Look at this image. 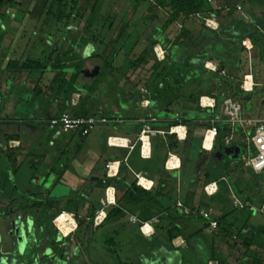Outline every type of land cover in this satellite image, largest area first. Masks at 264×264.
I'll use <instances>...</instances> for the list:
<instances>
[{"label":"crops","instance_id":"obj_1","mask_svg":"<svg viewBox=\"0 0 264 264\" xmlns=\"http://www.w3.org/2000/svg\"><path fill=\"white\" fill-rule=\"evenodd\" d=\"M98 1L68 0L66 16L71 18L59 22L54 19L58 13L54 9L55 0H6L0 8V118L3 121L0 124V222L4 226L0 228V263L38 264L37 250L32 245L27 246L26 242L45 233L53 236L54 243H61L65 234L52 226V220L58 213L74 216L76 227L69 235L71 237L80 231V225L94 224L97 215L103 213L101 218L104 222L94 225L96 229L106 225L112 228L134 227L144 247L160 237L162 248H165L161 264H264V223L256 220V214L264 216V212L253 211L249 207L241 210L234 201L236 197L259 209L264 206V188L256 183L250 189L242 173V167L251 170L242 158L246 152L244 131L238 126L223 123L227 127L226 132L217 140L213 151L191 152V145L197 144L202 149L209 128L207 121L187 122L184 115L174 113L170 108L163 112L166 115L156 117L158 122L149 123L150 116H154L152 109L156 106L154 97L146 88L149 85L143 83V77L136 76V68L135 71L133 68L125 69L137 59L131 57V53L140 45L145 33L150 37V40L144 39L148 44L145 48L153 41L166 43V47L158 43L155 54H158L156 47L163 51L172 47L167 34L173 26L165 29L168 19L163 25L155 23L160 14L169 18V9L159 5L162 0H144L146 7L141 0H114L116 6L108 9L107 5L102 14H95ZM221 1L230 5L229 12L233 11V14L226 12V16L231 21L249 18V23L253 24L230 27L227 30L229 38H225V42L235 48L233 40L238 43L245 38L253 47L250 36L255 30L264 35V24L257 19L261 16L259 5L247 6L246 2L257 0ZM93 14L97 18L100 16L101 20L103 17V21L111 20L107 30L110 32L114 31L117 16L124 18L118 20L121 34L130 32V27L138 24L137 31L141 35L133 41L135 49L129 46L132 51L125 52L122 66L117 63L120 50H126L130 42L127 39L131 35L122 46L119 42L102 40V45H97L103 52L95 53L100 49L85 34L94 30L98 32L96 24L100 19ZM200 29L205 31L201 26ZM208 29L210 32H205L209 34L222 33L219 28ZM131 32L134 34L136 30ZM56 34H62L63 39L54 40ZM71 34L76 40H72ZM163 34L166 37L161 40ZM233 50L238 53V50ZM62 52H65L64 56L60 55ZM29 59L42 61L46 71L26 72L9 68L11 62L23 64ZM59 60L63 69L54 70V64ZM220 61L224 63L221 66L228 77L227 60L222 56ZM243 61L239 58L236 63L242 66ZM80 63L84 65L82 74L74 86L75 91L67 96L60 88L61 80L68 82ZM91 63H97L99 69L90 72L92 69L88 66ZM246 64L249 66L247 59ZM107 65L109 67L105 71ZM246 75L253 77V90L256 89L264 99V81L257 82L258 72L248 68L243 79ZM96 81H99L98 87L92 91ZM250 84L251 78H248V87ZM66 87L67 84L64 85ZM143 89L148 92L144 93ZM138 97H141L139 102ZM244 108L246 118H257L264 110V107L255 108L251 104L250 108ZM66 112L119 118L123 123L99 126L86 137L77 132L66 134L51 130L50 120ZM177 120H182L180 138L171 131L178 124ZM144 121L150 124L151 132L142 139ZM171 122L175 125L168 127ZM237 128L242 133L235 139ZM167 134L187 143L179 152L167 151ZM227 137L232 139L230 145L225 144ZM110 138L127 143L110 144ZM186 146L189 147V151L186 150L189 160L185 163L182 158ZM223 165L228 166V177L221 173ZM108 166L112 168L111 173ZM135 168L140 171L136 172ZM237 176H241L238 184ZM136 179L137 185L144 190L160 193L157 204L161 214L143 222L139 212L128 213L124 218L105 222L107 211L117 207V199L123 195L118 187L122 188L124 181ZM222 183L230 191L228 200L223 197L215 199L223 192ZM209 186L213 187L211 194L206 191ZM107 192L112 194L111 203L106 201ZM211 199L216 202H211ZM199 202L205 204L199 211L207 212L208 219L201 215H187L178 207L182 204L187 209L199 208ZM212 222L220 223L221 227L211 228ZM11 224L18 225L17 233L6 227ZM144 225L148 226L145 228L149 230L147 234L141 230ZM13 239L16 243L12 246ZM39 241L37 239V243ZM47 254V264H55L57 254L52 251ZM53 256L55 261L52 263Z\"/></svg>","mask_w":264,"mask_h":264},{"label":"rangeland","instance_id":"obj_2","mask_svg":"<svg viewBox=\"0 0 264 264\" xmlns=\"http://www.w3.org/2000/svg\"><path fill=\"white\" fill-rule=\"evenodd\" d=\"M143 1L144 0H141V2ZM212 2H213L212 3L213 8L215 10L214 12L212 13L200 12L196 14L195 16H192V18L188 19L189 20L188 22H185L186 19L185 21H183L184 18H181L176 22V24L171 28V30L169 29V32L167 34L168 40H169L168 42H169V45L171 46H177L176 42L178 41L181 42L182 40H185L188 42V39L190 36L193 38H197L195 41L196 44L194 43V45L190 46L193 52L200 53L203 50H207V51L209 50L208 54L210 56V61L205 64V71L202 73L201 77L197 81H195L191 85L183 83V86L179 87L178 89H175L176 90L175 92L178 93V95L180 96V99L171 107V111H173L174 113H180L182 115H185V111L187 110L191 111L196 108L199 97L206 95L208 97L214 98L212 95L215 93V91H217L218 94L224 95L227 97L229 95H233V94H229L231 93V91H229L231 89L230 84L236 87L237 92H242L241 86L243 83L242 81L243 75L245 74L246 71H248V68H249V71L252 70L255 73L258 72L257 82L264 81V61L261 59L259 55L260 49L258 46H255L253 44V47H252L251 44H248L245 41V38H242V40L238 42V44L246 48L244 46V43H246L249 49L246 48L247 52H241L240 50H238V53H235L233 50L234 48L231 46L230 43L222 42L221 40L216 39L218 36H220L222 39L229 38L228 37L229 34L227 33V30L230 29V27H245L246 24L248 26H253V24L249 23V18L247 19L244 18L242 21L240 20L239 22L231 21L229 17L226 16L227 13L224 12L225 11L224 8H229L230 5L228 4L226 5V3H224V1H221V0H219V2L223 3L222 5H220V3L216 2L215 0H213ZM253 4L259 5L258 7H259V10H261V16L258 17L257 19H259L264 24V0L246 2L247 6H252ZM107 5H109L108 9H111L114 6H116V3L114 0H99L96 3V9L94 10L95 14H102L103 13L102 9L104 7L105 8L108 7ZM143 6L146 7L144 2H143ZM120 13L123 14V10H120ZM95 14H93V17H95L96 19H100V16L97 18V15L95 16ZM103 15L106 18L108 17L105 14ZM101 18L102 20L100 19L99 21H97L98 23L96 24L99 27L98 32L94 30V31H89L85 34L88 37V40L91 41L93 44L96 43L97 45L98 43V45H102L100 41L104 40L105 42H111V41L117 42V43L119 42L120 44L119 46H122V43L126 41L129 35H131L130 38L127 39L130 42L128 41L129 44L126 50L123 48L120 50L121 54L119 55L117 63L119 64V66H122L121 63L126 58L125 52L128 53L129 50L132 48L135 49V44L133 43V41L135 37H138L139 35H141L139 34L140 32L137 31L139 29V27H137L138 24H135L132 27H130L131 31L136 30L134 34H132V32L130 31V32H127L128 34L126 33L122 35L119 31L120 30L119 26L121 25L118 26V23L121 19H124L123 16H117L116 18L117 21L115 22L113 32L112 30L111 32L107 31L110 28L111 20L105 19L103 21V17ZM156 18L157 20L155 21V23L158 25H163L164 22L168 19V17L165 16L164 14H160ZM200 26L204 29L205 27L210 28V29L219 28V30H221L222 33L216 37L212 33L209 34L208 32H205L207 30L202 31L200 29ZM31 35L32 34H30V36ZM147 35L148 33H145L142 35L141 43L139 46H137L135 50H133V52L131 53V57H135V58L138 57L139 53L143 51V48H145V46L148 45L144 41V39L150 40V37ZM72 37L74 36L72 35ZM165 37H166V34L165 35L163 34L162 38L160 39L163 40ZM62 39H63L62 34H56V37L54 40H62ZM98 45H97V48L100 49L101 46H98ZM129 46H130V49H129ZM159 50L161 49L159 47H156V51L158 52V54L156 53L157 54L156 56H158L160 60H164V65H168V66L171 65L170 60H169L168 50H164V51L163 50L159 51ZM108 51H110V49H108ZM154 51H155V48H154ZM97 52L102 53L103 51L100 49V50H97L95 53ZM217 56H220V57L223 56L227 60L225 61V64L227 68L228 77L227 75H225V72L219 71V68L222 65V61H220ZM239 58H242V60H244L243 61L244 63L242 66H240V63L239 64L236 63V60H238ZM246 59L249 62V66L246 64ZM93 63H91L88 66L89 69H92L90 70V72H92L93 70H97L96 68L99 69V66L97 65V63L96 64H93ZM164 65L159 67V69H157V71L155 72L151 70L153 66V61L152 62L150 61L147 65H145V67L142 70L136 69L135 71L134 70L135 68H133V70L136 72L135 73L136 76L137 77L139 76L140 78L143 77L142 78L144 79L143 83H147L149 85L146 88L151 92L150 94L153 97H154V94H152V91L150 88L153 85L159 83L161 77H159L158 74L162 72ZM220 78H223L224 81L222 80V83L218 85L217 79H220ZM96 83L99 84V81H97ZM160 86H162V84H160ZM148 90L143 89L142 91L145 93V92H148ZM253 91H255L254 92L255 95L250 103L251 106L255 108H263L264 107L263 97L259 96L256 89H254ZM160 92L161 90L156 92L155 100H157L158 105L161 107L163 106L164 103L162 101L163 97H160L161 96ZM191 97H194V98H191ZM228 98H234V97L229 96ZM248 98L249 96H245V98L243 96L239 98H234L236 101H238L242 105L244 112H245L244 106L246 105ZM217 113L219 116H221L220 111H218ZM241 133H242V130L241 129L239 130V128H237L236 133L234 132L235 139L240 138L239 135ZM250 135H251L250 133L247 134V136H250ZM186 150L189 151V147L185 148V152L183 154L182 160L185 163L186 161L188 162L189 160L188 158L189 155L186 152ZM211 158H213L214 161H217V159H215L214 157H211ZM200 162H203V159ZM241 165L243 166L244 163H242ZM227 167L223 165V167L221 168V173L226 174V176L228 177L229 173H227L226 171L228 170ZM242 173L243 175H245L246 184L250 186V189L251 188L253 189L256 183L260 184L264 188V175L257 176V174H255L253 171L247 170L244 167H242ZM240 181H241V176L239 177L237 176L236 183L238 184L240 183ZM222 187H223L222 189L223 192L221 193L220 197L218 196L217 198H215L216 200H218V198L220 199L221 197H223L226 200L229 199L230 191H228L226 184L222 183ZM215 199H211L210 201L215 203L216 202ZM231 204L228 203L229 206H231ZM3 216L4 215L1 214V217ZM55 218L56 217H54L52 220V226L53 228H56L57 232H60L59 229H57V227L53 223ZM256 220H259L260 223L262 222L264 223V216L261 214H256ZM1 227H4L2 222H0V228ZM6 227H8L11 232L17 233L16 228H18V225L15 226L14 224H11L9 226L6 225ZM80 227H81L80 231L72 237L67 236L63 232L65 235H62L63 239H61L60 241L61 243L58 248L59 250H58L57 259H56L57 263L55 262V264H161V254L163 252L162 250L165 248H162L163 244L161 242L160 237L152 241L149 246L144 247L143 245L144 242H142V239L139 238L134 227H130V226L120 227L119 226L116 228H112L106 225L105 227H101L99 229H93L92 224H88V225L85 224L82 226L80 225ZM148 231L145 230V232L147 233ZM36 236L38 235H35L33 239L31 240V242L27 240L26 245L27 246L32 245L35 248V250H37L38 256L36 258H38V264H47V261L49 259L47 253L50 251H53V246L55 245L56 242L54 243L52 235L50 236L44 233L43 236H40V237H36ZM37 239L40 240L39 243H37ZM15 241H16L15 239L11 241L12 246L14 245V243H16ZM1 247H2V244H0V248ZM167 248H169L170 250L172 249L171 246H168ZM1 261L2 263L5 262V260L3 259ZM54 261H55L54 259L51 260L52 263Z\"/></svg>","mask_w":264,"mask_h":264},{"label":"trees","instance_id":"obj_3","mask_svg":"<svg viewBox=\"0 0 264 264\" xmlns=\"http://www.w3.org/2000/svg\"><path fill=\"white\" fill-rule=\"evenodd\" d=\"M6 0H0V8L4 5ZM68 0H55L54 2V9L58 11V13L54 15V19L59 22L63 21L64 19H70V16H66V9L68 7ZM159 5L162 8L169 9L170 16L166 22L165 29L170 28L171 26H174L176 22L180 19V17L183 15L184 19L188 20L192 18V16H195L197 13L200 12H208L212 13L214 12V8L210 4L209 0H162L159 2ZM232 12H228V15H232ZM204 29V28H203ZM204 30H209L207 27H205ZM215 36H218V33H214ZM125 34V33H124ZM122 34V35H124ZM74 36V34H71V36ZM251 40L252 43L255 46L259 47V55L261 59L264 61V35L260 34L258 30H255L251 34ZM76 37H72V40H76ZM196 39L193 37H189L188 42H176L177 46H172L170 49H168L169 52V60L171 65H164V61H159L154 48L155 46L159 43L162 44L164 47H166V43L158 42V41H153L145 50L137 57L135 62H131L130 64L126 65L125 69L128 71L129 69L136 68L137 70L143 69L145 65H147L150 61H153V66L151 70L154 72L159 69V67L163 66L162 72L158 74L160 78V81L158 84L153 85L150 89L152 91V94H154V99L157 91L162 90L160 92L163 101V106H159L157 103V100H155L156 106L152 109L153 114L155 117H162L163 115H166L165 109H170L179 99L180 96L178 93H176L175 89H178L179 87L183 86L184 84L191 85L195 81H197L202 73L205 71V64L210 60L209 56V50H203L200 53H195L191 49V45L196 44ZM217 39L221 40L222 42H225L224 39H222L220 36L217 37ZM190 45H189V44ZM234 49L235 50H240L241 52H247V49L244 48L242 45L238 44L237 41H234ZM179 45V46H178ZM209 49V48H208ZM71 51V50H70ZM61 56L65 55V52L60 54ZM220 60H222V56H217ZM224 63L222 62V65ZM83 64L80 63L77 65L75 69V73L72 75L71 79L66 82L64 79L61 80L63 91L67 94V96L72 95V93L75 91L74 86L76 85L80 75L82 74L83 71ZM109 65L105 66L104 70L107 69ZM10 69L17 68L19 71H26V72H33V71H40L44 73L47 68H45L44 64L40 60H32L29 59L27 62L23 64H19L17 62H11L9 65ZM63 65L61 64L60 60L54 64V70H62ZM100 76V75H99ZM99 80V79H98ZM222 80L224 81L223 78L217 79L218 85L222 83ZM97 82V81H96ZM206 82V81H205ZM204 82V83H205ZM67 84L66 89L64 88V85ZM162 84V86H160ZM98 84L96 83L94 86L91 87L92 91H95ZM231 93L234 98H239V97H244L249 96L247 103L244 107L250 108V103L252 99L254 98V91L245 93V92H237L236 87L230 84ZM217 90V89H216ZM163 95V96H162ZM210 95V94H209ZM214 98L217 99L218 105L216 111L211 114L209 111H202L201 108L199 107V98L197 102V106L193 110H187L185 111V115L183 116L184 118L188 119L187 122H193V121H200V120H205L208 121L211 118L218 119V111L220 104L222 100L227 98V96L220 95L215 91V93L212 95ZM228 96V97H229ZM194 98V97H191ZM141 97H138V102L140 101ZM75 116H80L79 114H75ZM186 122V123H187ZM175 122H171L168 124V127L174 126ZM211 126V123L208 124V127ZM219 128V139H221L223 133L226 132L227 127L223 125V123H218L217 124ZM167 151H175L179 152L185 143H181L177 140V138L173 135L167 134ZM225 149V148H223ZM191 152H200L203 153V150L201 147H198L196 145H191ZM224 151L222 150L221 153ZM136 172H139L140 170L135 168ZM152 169L149 170V172ZM118 189L122 190L123 195L117 199V207L111 208L107 211V218L105 222H111V221H116L118 219L126 217L128 213H137L139 212L140 215V220L141 221H148L151 219H154L158 217L161 214V208L158 206L157 201L160 197V193H157L156 191H146L143 188L139 187L137 185V179L133 180L132 182L124 181L122 182V188L118 187ZM192 204V202L190 203ZM205 204L199 202V208H190L192 211L200 212V208L205 207ZM207 208V206H206ZM61 214L58 213L56 217H59ZM93 217V216H92ZM93 220V219H92ZM94 224L92 223V227ZM218 228H220V223H217ZM45 227V226H44ZM96 229V227H94ZM93 228V229H94ZM60 246V243H55L53 246V251L52 253L55 255L58 253V248ZM55 259V256L52 257V260Z\"/></svg>","mask_w":264,"mask_h":264},{"label":"built area","instance_id":"obj_4","mask_svg":"<svg viewBox=\"0 0 264 264\" xmlns=\"http://www.w3.org/2000/svg\"><path fill=\"white\" fill-rule=\"evenodd\" d=\"M212 1L213 0H209L211 4L213 3ZM224 10H223L224 12L230 11L229 8H224ZM244 46L247 49H249L246 43H244ZM248 78H251L250 87H248ZM253 87H254L253 77L246 75L243 79V83L241 86L242 92L245 93L252 92ZM217 105L218 102L216 98H211L208 96L200 97L199 107L201 108L202 111H209L211 114H213L217 109ZM219 111L221 112V116L218 119L211 118L210 120L207 121L208 124L211 123V126L207 129L202 142L203 151H213L215 144L219 138V128L217 126L218 123L221 122V123H227L234 126H238L245 133L244 141H245L246 152L242 156L243 161L245 162L246 166L249 167L251 170H253V172H255L256 174L264 173V110L257 118H246L242 105L234 98H226L221 102ZM177 118H179V115H177ZM148 121L149 123H155L158 122V119L155 116H150ZM2 122L3 121L0 118V124ZM118 123H123V120L119 118H105L102 116H75L74 114L66 112L59 117L52 118L49 122V127L51 130H60L61 132L66 134L77 132L82 136L86 137L89 136L99 126L108 125V124H118ZM144 125H145L144 126L145 129L141 135L142 139H144L146 133L151 132L150 124H147V122L144 121ZM181 128H182V122L178 121V124L175 127L171 128V131L172 132L174 131L175 132L174 134H176L177 137L180 138ZM248 133H250L251 135L247 136ZM208 140L210 141L209 148L206 146ZM112 141L113 139L110 138L108 143L114 144ZM231 142L232 139L227 137L225 140V144L230 145ZM108 169L109 172L111 173L112 171L111 166H108ZM212 188H213L212 186L207 187L206 191L208 192V194L213 193ZM216 190L217 189H215V191ZM111 195L109 192H107V200H106L107 203H111L113 201L112 200L113 197H111ZM234 201L236 207L241 210L249 207L253 211L264 212V206L259 209L255 206L250 205V203L248 202L245 203L241 202L236 197H234ZM178 207L182 208L185 214L187 215H195V216L201 215L206 219L209 218V214L207 212L202 211L198 213L196 211H192L190 209L185 208L182 204H178ZM102 214L103 213H100L94 219V223L96 226H99L102 222H104V218H101ZM70 217L74 218V216H70ZM55 220L53 223L56 226ZM210 226L211 228L216 229L217 222H212ZM146 227L148 226L144 225L142 226L141 229L144 232V234L146 233L144 231ZM57 229H59V231L63 233V231L60 228L57 227ZM74 230L66 235L69 236L72 232H74Z\"/></svg>","mask_w":264,"mask_h":264},{"label":"bare ground","instance_id":"obj_5","mask_svg":"<svg viewBox=\"0 0 264 264\" xmlns=\"http://www.w3.org/2000/svg\"><path fill=\"white\" fill-rule=\"evenodd\" d=\"M213 25V24H212ZM215 27V26H214ZM161 51V50H159ZM210 140V139H209ZM208 140L206 146L209 147L210 146V141ZM120 140H113L112 142L114 144H122V145H126V141H120ZM55 224L57 227H59L65 234H68L69 232L73 231V229L76 227V223L74 222V220L68 215V214H61L55 221Z\"/></svg>","mask_w":264,"mask_h":264},{"label":"water","instance_id":"obj_6","mask_svg":"<svg viewBox=\"0 0 264 264\" xmlns=\"http://www.w3.org/2000/svg\"><path fill=\"white\" fill-rule=\"evenodd\" d=\"M219 71L223 72V66H220Z\"/></svg>","mask_w":264,"mask_h":264},{"label":"flooded vegetation","instance_id":"obj_7","mask_svg":"<svg viewBox=\"0 0 264 264\" xmlns=\"http://www.w3.org/2000/svg\"><path fill=\"white\" fill-rule=\"evenodd\" d=\"M217 39V38H216Z\"/></svg>","mask_w":264,"mask_h":264}]
</instances>
